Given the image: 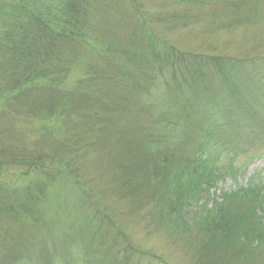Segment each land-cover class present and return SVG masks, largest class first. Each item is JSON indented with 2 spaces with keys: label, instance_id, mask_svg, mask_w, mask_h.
Masks as SVG:
<instances>
[{
  "label": "trees",
  "instance_id": "16d2710c",
  "mask_svg": "<svg viewBox=\"0 0 264 264\" xmlns=\"http://www.w3.org/2000/svg\"><path fill=\"white\" fill-rule=\"evenodd\" d=\"M127 1L135 13L136 0ZM105 2L0 0V264L11 244L27 247L25 236L45 249L36 230L42 226L45 234L44 226H49L46 210L59 182L62 189L76 192L77 204L87 211L84 223L96 227L90 241L95 249L90 255L86 249L77 251L71 260L61 251L52 257L60 255V264H130L124 242L113 254L98 242L103 227L114 228L99 205L110 194L96 196L80 175L95 141L109 130L108 115L114 110H134L139 118L130 115L118 148L115 169L126 175L120 188L131 186L123 192L127 199L151 197L167 212L165 226L186 233L192 225L185 220V208L197 204L217 182L228 177L237 182L245 174L233 163L249 150L230 134L237 132L238 122L264 108V57L183 53L165 46L147 28L138 40L142 56L108 40L102 27ZM128 43L138 46L133 37ZM89 55L94 65L69 87L74 66ZM144 115L154 122H140ZM197 119L205 139L190 154L182 135L194 130ZM255 178L223 193L211 209L202 208L194 224L201 225L207 239L200 242L198 264L218 249L219 264H264V188ZM113 231L122 239L123 231Z\"/></svg>",
  "mask_w": 264,
  "mask_h": 264
},
{
  "label": "rangeland",
  "instance_id": "374dc122",
  "mask_svg": "<svg viewBox=\"0 0 264 264\" xmlns=\"http://www.w3.org/2000/svg\"><path fill=\"white\" fill-rule=\"evenodd\" d=\"M136 2L135 13L138 15L132 11L134 6L127 0L105 2L107 9L103 12L105 17L103 30L107 32L108 40L112 39L122 48H133L132 50L145 54L138 40L142 38L141 31L147 28L160 38L165 46L183 53L235 59L264 57V0H136ZM139 15L141 21L137 18ZM131 18L139 22L134 23ZM143 22H146V25ZM130 37L134 38L138 46L128 43ZM94 43L92 40V45ZM145 48L147 52V47ZM93 62L95 63V60L89 55L74 66L68 86H76L85 77L88 67L94 65ZM131 114L135 120L137 115L134 110L129 114L126 109L123 114L121 110L109 113V130L100 134L95 141L80 173L82 181L92 184L88 190L93 188L96 196L101 193L104 198V193L110 194L104 201L102 199L99 205L108 211L115 224L113 229L106 226L102 228L98 242H104L106 252L111 254L124 242L129 247L126 248L128 251L124 253V258L129 255L130 264H198L200 242L204 238L207 239L206 233L201 232V225L194 224L203 212L202 208L208 206L211 209L216 202H221L223 193L235 190L253 176H256V181L264 188V108L257 112V116L252 115L251 119L238 122L237 132L233 130L230 134L232 138L236 137L246 142L245 146L249 150L233 163L235 169L246 170L244 176L237 182L230 177L217 182L208 195L203 194L200 197L197 204L185 208V220L192 225L186 233H182V229L170 223L163 225L162 219L167 212H161L162 209L158 208L151 197L148 199L145 196H138L135 200L129 196L130 199L124 197L123 192L130 190L131 186L128 190H121L120 184L126 175L121 176L115 167L119 165L118 148L125 140L122 138L129 128L128 121H132ZM141 121L154 122L151 115L142 116ZM202 127L197 119L193 122L192 132L188 130L183 132V140L188 144L187 153L193 154L200 149L199 146L205 139ZM256 138L258 139L255 140ZM15 173L13 171L7 178L12 179ZM59 183L52 188L49 197L50 203L46 210V225L49 226L47 229L44 226L45 234L41 233L42 226L36 230L38 234L36 238L40 237L36 241L45 244V249L41 247L39 249L35 241L25 236L27 247L24 244L21 247L17 242L11 244L12 250L6 252L2 264H60L63 261L60 255L52 257L55 252H64L65 257L70 260L77 251L79 253L86 249L88 255L94 252L95 246L90 241L96 227L90 228L84 223L88 216L87 211L77 204V197L72 194L76 192L62 189ZM110 186L113 187L112 190ZM137 202L141 204L138 205ZM236 229L238 227L231 229L233 236ZM113 230L123 231L122 239ZM31 243L33 248H28ZM218 251L221 249H218L216 254L211 251V257L208 253L205 264L220 262ZM31 256L35 258V262L30 263ZM99 259L93 261L97 263ZM245 263L251 264L248 261Z\"/></svg>",
  "mask_w": 264,
  "mask_h": 264
}]
</instances>
